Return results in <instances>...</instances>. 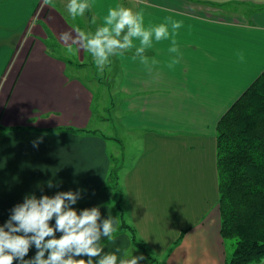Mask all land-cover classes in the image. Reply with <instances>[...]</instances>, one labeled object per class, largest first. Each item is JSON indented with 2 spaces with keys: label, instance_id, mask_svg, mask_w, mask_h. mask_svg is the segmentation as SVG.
Wrapping results in <instances>:
<instances>
[{
  "label": "crops",
  "instance_id": "obj_1",
  "mask_svg": "<svg viewBox=\"0 0 264 264\" xmlns=\"http://www.w3.org/2000/svg\"><path fill=\"white\" fill-rule=\"evenodd\" d=\"M50 2L38 23L42 0H0V226L26 196L66 191L80 193L78 213L98 207L101 221L118 218L107 184L117 166L127 221L157 262L119 225L111 240L101 238L105 253L143 255L139 264H224L234 244L221 234L217 124L264 71V0H88L75 18L69 0ZM118 5L142 13L146 28L168 17L183 26L179 55L169 52L171 39L146 49L151 71L133 59L134 40L110 57L105 75L91 77L99 95L110 91L117 131L109 133L92 126L96 96L80 74L87 51L73 45L75 61L53 50L74 55L60 34H94ZM35 253L32 246L25 259Z\"/></svg>",
  "mask_w": 264,
  "mask_h": 264
},
{
  "label": "clouds",
  "instance_id": "obj_2",
  "mask_svg": "<svg viewBox=\"0 0 264 264\" xmlns=\"http://www.w3.org/2000/svg\"><path fill=\"white\" fill-rule=\"evenodd\" d=\"M89 8L88 0H69L67 4V11L73 18L83 16ZM182 26L183 21L168 17L165 23L146 28L142 13L118 5L108 10L103 26L94 34L77 28L74 35L64 32L59 39L69 51L74 45L89 52L101 73L110 63V57L123 55L134 47L133 41L138 40L133 59L138 58L151 71L156 61L149 62L146 49L152 47L154 40L171 39L169 52L179 55L175 36ZM240 59L243 60L242 55ZM178 62L174 58L168 67L172 68ZM33 146L38 145L34 143ZM80 198L78 191L57 192L51 197L26 196L23 203L14 206L7 222L0 226V264H14V261H19V264H139L144 259L143 255H130L118 260L116 252H104L101 238L112 239L119 225L118 218L109 216L101 221L98 207L78 213L73 205ZM53 220L54 225L50 223ZM57 233H61L58 238ZM32 246L36 249L35 256L25 259ZM96 257L99 259L94 262Z\"/></svg>",
  "mask_w": 264,
  "mask_h": 264
},
{
  "label": "trees",
  "instance_id": "obj_3",
  "mask_svg": "<svg viewBox=\"0 0 264 264\" xmlns=\"http://www.w3.org/2000/svg\"><path fill=\"white\" fill-rule=\"evenodd\" d=\"M217 170L221 234L234 239V250L224 264L264 260V71L223 114L217 124ZM120 167H112L107 184L117 192L114 203L120 230L155 262L126 218L118 185ZM186 232L184 230L181 236ZM158 264V263H157Z\"/></svg>",
  "mask_w": 264,
  "mask_h": 264
},
{
  "label": "rangeland",
  "instance_id": "obj_4",
  "mask_svg": "<svg viewBox=\"0 0 264 264\" xmlns=\"http://www.w3.org/2000/svg\"><path fill=\"white\" fill-rule=\"evenodd\" d=\"M44 3H42L38 10H37V13L35 15V19L34 20H38V23L41 22V19L43 20V18L45 17V13H46V10H47V6L46 4L48 3H51L50 0H42ZM33 26L34 24L32 25V27L30 28L29 30V33L32 32L33 30ZM55 53L57 52L58 55H67V57L77 61V59H79V56L77 55V53L75 51H70V52H75L74 55H69L67 54V49H65L64 47H56L54 48L53 50ZM66 52V53H65ZM85 59H86V65L84 66L85 69L82 72H80L81 74V77H84V80L85 82H87L89 85H91L93 91H94V94L96 96L95 100H94V104H93V107H94V110H95V116L93 118V123H92V126L93 127H97L98 129H100L101 131H104V132H109V133H112L113 131H117L115 130V126L113 125V118H112V99L110 98V91L108 88H103V92L101 95H99V92L97 91L96 87L93 86V78H91L92 76H96V75H100V76H103L105 75V73L107 72H100L96 65H95V62H94V58L92 57V55L89 53V52H86L85 54ZM107 66H105L106 68ZM76 73V67H70L68 72H72V73ZM9 72V67L8 69L6 70L5 72V77L7 76ZM108 84H111V82H107V85L106 86H109ZM111 86V85H110ZM102 90V88H101ZM99 114V115H98ZM103 117V120L100 121L99 117ZM112 135V134H111ZM115 136H117L116 134H113ZM121 135V134H119ZM110 141V140H109ZM111 142V141H110ZM124 142V141H123ZM125 145L127 146L128 148V143L124 142ZM129 153V150L127 151ZM126 152V153H127ZM228 243H233L235 244L234 242V239H228L227 240Z\"/></svg>",
  "mask_w": 264,
  "mask_h": 264
}]
</instances>
